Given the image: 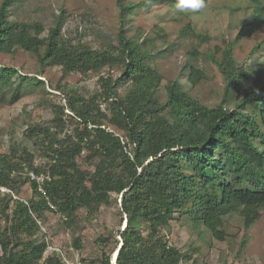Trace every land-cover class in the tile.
Instances as JSON below:
<instances>
[{
  "label": "trees",
  "instance_id": "obj_1",
  "mask_svg": "<svg viewBox=\"0 0 264 264\" xmlns=\"http://www.w3.org/2000/svg\"><path fill=\"white\" fill-rule=\"evenodd\" d=\"M25 1L0 4V54L30 52L40 71L26 74L0 63V104L25 92L49 93L40 75L57 66L62 75L53 90L66 103L53 106L51 119L27 126L32 146L21 142L0 151V264H69L61 250L49 253L45 238H22L47 211L72 228L84 211L92 220L104 206H119L118 228L98 238L102 254L93 264H113L116 251V264H196L194 244L184 249L167 237L174 222L220 241L232 235L233 215L246 233L255 226L264 212V75L259 66H247L252 53L239 64L235 47L264 30V0H250L254 14L234 39L211 52L225 80L214 106L187 90L204 78L197 61L164 83L159 60L174 44L163 27L154 26L152 35L142 29L129 34L126 24L142 2L116 0L117 37L94 47L63 32V9L48 29L40 20L16 18L14 10ZM198 1L207 0L183 3ZM182 34L207 38L191 23ZM193 57L199 59L197 51ZM91 72L99 73L93 93L67 80ZM25 184L29 199L19 196ZM75 243L82 247L80 239ZM247 243L248 235L241 249Z\"/></svg>",
  "mask_w": 264,
  "mask_h": 264
},
{
  "label": "rangeland",
  "instance_id": "obj_2",
  "mask_svg": "<svg viewBox=\"0 0 264 264\" xmlns=\"http://www.w3.org/2000/svg\"><path fill=\"white\" fill-rule=\"evenodd\" d=\"M127 1L143 3L142 8L130 16L132 21L126 24V27H130L129 34L142 29L147 35H152L153 27L158 25L165 29L169 44H174L159 60L161 70L167 76L164 83L168 78L178 77L186 62L197 61L198 67L204 71V78L196 88L187 87V90L210 106L220 102L225 80L217 64L210 57L211 52L217 47L226 46L237 36L242 24L254 14V4L250 0H207L190 5L184 4L183 0ZM1 2L2 0L0 4ZM62 9L66 15L63 32L68 37L82 39L94 47H100L106 36L114 39L117 37L120 22L116 0H26L14 10V14L16 18L22 20H40L48 29ZM188 23H191L198 33L207 35V38L184 36L182 30ZM256 45H259V48L255 52ZM159 46L167 47L162 42ZM194 51H197L198 60L193 57ZM251 53L247 66L249 68L259 66L264 75L263 29L241 40L235 47V56L239 64L245 63ZM0 63L4 66H16L26 74L34 75L40 71L35 55L24 50L15 54H0ZM105 72L108 70L103 71ZM61 75V67L47 68L40 78L46 79L49 93L42 90L35 93L25 92L12 104H0V151L9 150L21 142L32 146L27 126L51 119L53 106L57 103L62 105L66 103V99L53 90ZM67 80L82 93H93L99 87V73L95 72L88 75L72 73ZM1 93L0 90V96ZM46 99L48 103L45 104ZM37 161L40 163L42 158H38ZM31 194L30 185L25 184L19 196L29 199ZM118 210L119 206L116 204L104 206L92 220L86 217L84 211L72 228L66 226L61 214L47 211L36 225H31L30 231L22 233V238L34 237L39 240L45 238L50 245L49 253L53 249L61 250L69 264H93L100 261L102 254L98 238L111 235L118 228L120 218ZM229 220L231 224L228 230L232 235L228 241L212 238L208 231L199 234L175 222L167 237L184 249L187 244H194L197 249L196 264H231L233 261L236 264H264V212L247 233L240 217L233 215ZM2 222L4 223V220ZM38 229L41 231L38 232ZM246 235L248 243L241 249V243ZM77 239L81 240V248L75 243Z\"/></svg>",
  "mask_w": 264,
  "mask_h": 264
},
{
  "label": "water",
  "instance_id": "obj_3",
  "mask_svg": "<svg viewBox=\"0 0 264 264\" xmlns=\"http://www.w3.org/2000/svg\"><path fill=\"white\" fill-rule=\"evenodd\" d=\"M117 254H118V251L116 252ZM117 254H116V259H117ZM114 258H115V253H114V255H113V261H114ZM116 259H115V261H116Z\"/></svg>",
  "mask_w": 264,
  "mask_h": 264
},
{
  "label": "bare ground",
  "instance_id": "obj_4",
  "mask_svg": "<svg viewBox=\"0 0 264 264\" xmlns=\"http://www.w3.org/2000/svg\"><path fill=\"white\" fill-rule=\"evenodd\" d=\"M116 252H117V251H116ZM116 252H115V258H114V263H115V264H116V261H115V259H116V254H117Z\"/></svg>",
  "mask_w": 264,
  "mask_h": 264
},
{
  "label": "built area",
  "instance_id": "obj_5",
  "mask_svg": "<svg viewBox=\"0 0 264 264\" xmlns=\"http://www.w3.org/2000/svg\"><path fill=\"white\" fill-rule=\"evenodd\" d=\"M34 176V174H32ZM35 177V176H34ZM39 180H42L43 178L42 177H37Z\"/></svg>",
  "mask_w": 264,
  "mask_h": 264
}]
</instances>
